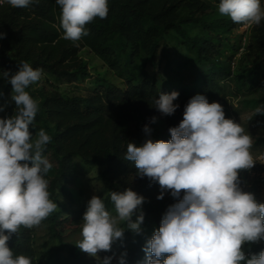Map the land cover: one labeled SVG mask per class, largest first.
Returning <instances> with one entry per match:
<instances>
[{
  "label": "clouds",
  "instance_id": "clouds-1",
  "mask_svg": "<svg viewBox=\"0 0 264 264\" xmlns=\"http://www.w3.org/2000/svg\"><path fill=\"white\" fill-rule=\"evenodd\" d=\"M4 3L27 8L38 0H0V5ZM56 4L58 30L63 39L73 42L89 34L88 24L106 19L109 13V0H56ZM218 13L235 24L259 25L264 5L261 0H220ZM4 35L0 32V38ZM42 71L23 62L16 73H2L12 85L16 110L11 117L0 118V264H32L30 257L15 255L8 241L21 227L39 226L58 208L50 199L46 179L53 165L44 152L52 138L44 129L33 138L30 130L39 103L26 89L41 80ZM178 96L175 91L160 93L153 103L170 116L179 107L174 104ZM256 114L264 115V106L257 107ZM143 131L150 134L151 129L145 125ZM169 132L168 141L147 139L139 146L127 145L125 159L134 162L137 174L158 182L157 199H163L164 191L177 199L143 248L145 260L140 264H264V249L258 254L245 251V245L264 241V203L240 187L239 173L256 163L250 151L252 136L241 124L225 118L220 103H209L199 94L185 105L183 119ZM110 200L115 214L94 195L83 216L77 246L92 257L111 251L117 240H123L121 223L136 234L142 232L145 198L129 188L112 191ZM126 255L121 254L119 264H125ZM111 259L105 257L103 264Z\"/></svg>",
  "mask_w": 264,
  "mask_h": 264
},
{
  "label": "rangeland",
  "instance_id": "rangeland-1",
  "mask_svg": "<svg viewBox=\"0 0 264 264\" xmlns=\"http://www.w3.org/2000/svg\"><path fill=\"white\" fill-rule=\"evenodd\" d=\"M203 1L208 6L204 13L181 10L177 18L178 30L168 32L160 39L157 55L153 58L141 55L122 75L108 68L99 57L85 48L79 52L82 71L77 80L70 83L57 81L52 75L42 71L41 80L29 86L26 91L38 101L40 109L42 96L54 92L65 98L82 100H88L91 96L108 89L125 92L128 71H132L139 81L143 79L141 72H145L146 80L159 90L182 92L183 96L175 100L174 103L179 107L174 114L166 116L159 112L154 116L155 123L151 120L143 122V118H139L140 123L151 129L150 134L142 133L141 144L147 139L153 141L168 139L169 129L179 125L189 100L197 94L204 95L209 103H220L225 118L241 124L252 136L253 145L250 151L256 163L250 170L239 173L240 187L243 191L253 193L258 202L264 203V115H255V109L264 106V76H257L254 82L247 78L252 70L248 47L254 25L235 24L230 18L218 13V4L214 0ZM227 24L228 27H224ZM200 51L202 53H199ZM11 96L12 85L0 74V106H3L0 118L15 114L16 105ZM37 126H41V129L52 138L53 127L47 128L42 122L34 120L30 130ZM51 143L52 139L44 152L48 160L52 149ZM105 171L106 166L85 165L80 158L75 157L70 196L67 198L64 187V193H52L54 187L52 181L57 176L56 168L52 167L46 179L49 181L50 199L58 208L39 226L29 229L36 251V264H103L105 257H112L110 264H119V258L125 252L127 253L124 257L125 264H140L145 260L143 248L154 231L158 230L159 226L155 224L143 223L142 232L136 234L126 228V222L121 223L120 226L125 228L123 240H117L111 251H101L97 257L84 253L77 246L82 239L83 221L73 230L61 231L60 227L55 225L53 218L57 215L58 219L64 218L68 212L66 211L70 205L68 199L85 213L88 201L95 195L104 200L107 210L113 214L114 205L110 200L112 191L122 192L130 188L143 196L145 202L141 206V211L145 214L158 208L165 214L168 207L177 202L170 191H164L163 199H157L161 188L158 182L147 177L128 175L115 178L110 183L103 176ZM146 184L150 187L144 191L143 187ZM149 214L147 216H150ZM262 249L264 241L245 245L246 252L250 250L258 254Z\"/></svg>",
  "mask_w": 264,
  "mask_h": 264
},
{
  "label": "trees",
  "instance_id": "trees-1",
  "mask_svg": "<svg viewBox=\"0 0 264 264\" xmlns=\"http://www.w3.org/2000/svg\"><path fill=\"white\" fill-rule=\"evenodd\" d=\"M261 3L264 5V0ZM183 9L204 13L208 6L203 0H109L107 18L95 19L86 26L89 34L73 42L63 39L62 30H58L60 8L56 0H38L27 8H13L4 3L0 5V32L5 34L0 38V74L4 71L14 74L20 64L28 62L57 81L74 82L82 71L79 52L88 48L108 68L122 75L141 55L148 58L157 55L160 39L178 30L177 18ZM248 54L252 70L247 78L254 82L257 76H264V20L251 29ZM141 75L143 79L139 81L128 71L125 92L108 89L88 100L65 98L57 92L42 96L35 121L47 128L53 127L52 149L48 156L57 170L52 181L53 194L64 193V187L69 198L75 157L85 165L106 166L103 176L110 183L118 177L139 176L134 162L125 159L127 145L129 142L142 145L140 137L145 125L139 118L148 122L157 116L159 111L154 99H158L160 93L173 92L159 90L146 80L145 72ZM178 93L176 100L183 96L182 92ZM40 129L41 126H37L31 130L33 137ZM170 139L171 135L162 140ZM149 187L146 184L143 190ZM68 200L70 205L65 217L53 218L61 231L78 228L83 221L82 209ZM163 215L161 208L144 213L143 223L160 226ZM8 246L15 255H26L36 264L29 229L21 227L8 241Z\"/></svg>",
  "mask_w": 264,
  "mask_h": 264
}]
</instances>
